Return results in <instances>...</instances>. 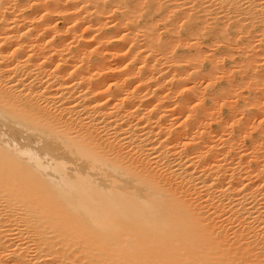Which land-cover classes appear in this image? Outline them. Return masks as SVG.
I'll return each mask as SVG.
<instances>
[{"label": "bare ground", "instance_id": "6f19581e", "mask_svg": "<svg viewBox=\"0 0 264 264\" xmlns=\"http://www.w3.org/2000/svg\"><path fill=\"white\" fill-rule=\"evenodd\" d=\"M0 264H264V0H0Z\"/></svg>", "mask_w": 264, "mask_h": 264}, {"label": "rangeland", "instance_id": "374dc122", "mask_svg": "<svg viewBox=\"0 0 264 264\" xmlns=\"http://www.w3.org/2000/svg\"><path fill=\"white\" fill-rule=\"evenodd\" d=\"M58 23L60 24V26L62 25V22H61V21H59ZM163 31H164V30H163ZM161 32H162V31H161ZM163 34H164V32H163ZM206 44H207V43H205V44L203 45V49H205L206 52H207V51H210V49H211L212 47L210 46V48H209L208 45H210V44H207V45H206ZM214 49H215V50H214ZM216 49H217V48H212V50H211V52H213V54H215V55L218 54V52H217ZM205 50H204V51H205ZM214 51H216L217 53L214 52ZM211 52H207V53L210 54ZM235 57H236V58H235ZM235 57L233 58V59H235L234 62H233L232 60H227V61H226L225 64H226V67H227V68H229V69H233V68H235V66H236V65H235V62L237 61L236 59H238V60L240 59V60H241V56L239 57V55H236ZM240 60L236 62V63H239V65H241V64H240V63H241ZM237 65H238V64H237ZM237 79H238V76L235 75V80L237 81ZM218 84H219V83H218ZM218 84L216 85L217 87H219ZM220 85H224V83H221ZM217 87H216V88H217Z\"/></svg>", "mask_w": 264, "mask_h": 264}]
</instances>
